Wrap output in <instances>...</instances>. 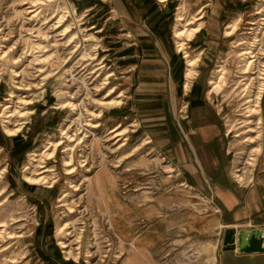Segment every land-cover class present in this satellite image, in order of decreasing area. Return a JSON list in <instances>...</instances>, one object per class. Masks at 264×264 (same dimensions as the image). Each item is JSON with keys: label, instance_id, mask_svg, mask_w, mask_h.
<instances>
[{"label": "rangeland", "instance_id": "1", "mask_svg": "<svg viewBox=\"0 0 264 264\" xmlns=\"http://www.w3.org/2000/svg\"><path fill=\"white\" fill-rule=\"evenodd\" d=\"M66 1L73 11L70 10L67 24H73V34L81 31V36H85L81 37L85 38V42H79L81 50L96 59L78 63L80 57H76L61 69V73L71 69L72 73H68L67 78L57 76L44 82V77L53 72L56 66L36 65L31 63L32 58H28V61H22L21 58L28 51L26 42L23 41L24 37L30 36L26 30L33 27L44 28L46 21L43 18L28 21L27 15L19 13L28 7L22 6V0H0V25L4 30L0 35V218L4 213V217L13 214L24 220L12 227L15 238L0 244V250H4L0 254V262L5 257L12 256L17 257L16 264H130L135 256L138 257L141 245L151 243L146 238H137L144 231L153 236H164L159 242L154 239L156 243L148 248L150 252H165L163 256L166 258L162 263L175 264L177 261L180 264L183 261L180 255L187 257L191 253L194 257H199L200 264L204 261L206 264H218L217 253L221 237L223 244V230H217L216 236L209 238L176 222L183 219L185 214L196 216L199 222L205 216L215 215L209 204L212 196L176 180L181 175L177 165L160 149L155 148L148 137L127 141L131 134H135L132 132L137 130L139 118L136 114L138 106L132 78L137 67L128 62L125 53L132 46L139 49V43L133 40V30L141 26L150 27L149 20H144L147 7L142 0ZM193 1L153 0L160 8L154 21L166 29L165 44L176 53L179 52L181 57L185 94L191 89L187 90L185 84L189 85L196 77L197 59L187 50L188 41L185 49L180 51L174 33L177 28L183 29L177 22L182 4L187 5L188 18L201 13L199 11L196 14L197 9L191 7ZM226 1L227 7L222 9V13L231 12L227 10L229 4L236 6L234 13L227 15L224 22L228 32L229 27L241 19L235 32L237 39L231 50L213 67L208 68L203 77L207 92L221 111L231 142V178L234 184L247 187L249 180L238 182L235 172L237 167H243L247 153L253 147L244 135L247 130L244 122L248 119L258 120L257 117L249 118L246 109L257 91L252 79L257 77L258 67L264 63L263 52L259 51L260 47L264 49V2ZM221 4L214 1L209 10L216 11L221 8ZM23 24L26 25L25 28H22ZM36 35L37 33L33 35L32 41H37ZM18 41L19 45L15 46ZM10 49L11 52L2 57ZM248 49H254L257 61L250 73L244 74L247 59L251 55L244 56L242 52ZM55 51L37 55L44 60ZM68 52L70 50L65 53ZM65 53L60 49L59 54L64 57ZM27 54L30 55V52ZM135 58L141 60L140 52L136 53ZM189 60L195 61L194 66L189 65ZM222 68L224 72L220 74L218 71ZM190 69L192 75L188 76ZM18 73L20 76H16ZM220 79L221 88H216ZM105 81L108 82L105 89L96 92ZM43 82L44 85L41 86ZM112 89L116 90L113 97L123 95V104L112 109H99L91 97L100 100ZM22 100L31 101V104H22ZM70 102L79 106L78 110L63 108ZM10 103L13 108L22 112H33L25 120L19 116L14 118L12 127L25 122L22 131L16 136H8L4 130V108ZM113 110H120L123 114L109 119L108 112ZM100 112H103L100 119L92 114ZM261 117L259 132L262 137L259 145L264 142V96ZM87 123L98 124L99 127L87 128ZM70 124L74 125V129L83 127L87 133L84 142L71 144L75 146L73 156L76 172L71 176L67 175V154L64 151L70 144L64 139L65 144L59 148L56 156L45 159L43 163L52 170L49 175L55 178L53 187L50 184L34 185L26 182V176L43 171L40 163L36 162L39 159L36 156L42 154L49 140L62 139L63 129ZM116 129L126 132L111 140L109 133ZM117 140L118 143H115ZM144 143L147 144L138 149V152L135 151ZM122 144L124 146L119 148ZM103 171H106L107 176H104L106 180L100 190L95 183ZM64 193L68 194L66 200L62 199ZM60 222H73L77 224L76 227L84 230L78 261L68 258L60 245L63 242L57 234ZM199 229L198 226L197 230ZM229 229L231 228L224 230L226 232ZM19 235L22 237L19 238Z\"/></svg>", "mask_w": 264, "mask_h": 264}, {"label": "crops", "instance_id": "2", "mask_svg": "<svg viewBox=\"0 0 264 264\" xmlns=\"http://www.w3.org/2000/svg\"><path fill=\"white\" fill-rule=\"evenodd\" d=\"M142 1L147 7L144 20H149L150 27L141 26L133 30V40L139 43V49L132 46L125 53L128 62L137 67L132 78L139 118V126L132 132L135 134H131L127 141L140 140L145 136L151 139L155 148L177 165L181 175L176 180L211 195L220 209V213L205 216L200 222L196 216L185 214L183 219L176 221L178 224L182 223L188 230L209 238H214L219 229L223 230L221 234L227 228L235 232L264 229V142L253 181L247 187L234 184L230 174L231 142L221 111L207 92L203 77L208 68L231 50L237 39L236 33L229 36L228 28L224 26L227 15L233 14L236 6L229 4L227 10L231 12L222 13V9L227 7L226 0L192 2L191 7L197 9L196 14L201 11L199 22L204 25L186 43L187 50L197 59V73L195 71L193 82L185 84L187 90L191 87L190 92L185 94L179 52L166 46V29L154 21L160 13L159 5L153 0ZM214 1L223 5L216 11H210ZM138 52L141 60L135 58ZM121 114L120 110L108 112L109 119L118 118ZM104 176H107L106 171L98 175L95 183L100 190L106 180ZM198 226L200 231L197 230ZM141 237L151 240V243H143L138 250V257L135 256L130 264H168L161 262L166 258L163 256L164 251L148 250L156 243L154 239L159 242L164 236H153L143 231L137 238ZM217 256L218 264H264V254L242 255L238 250H224L222 237Z\"/></svg>", "mask_w": 264, "mask_h": 264}, {"label": "bare ground", "instance_id": "3", "mask_svg": "<svg viewBox=\"0 0 264 264\" xmlns=\"http://www.w3.org/2000/svg\"><path fill=\"white\" fill-rule=\"evenodd\" d=\"M166 1L167 0H161V2H166ZM21 4L22 6H28V7L26 9L24 8L23 11L21 12L18 11V12L22 13L23 15H27V17L29 18L28 21H38V19L43 18L46 21L44 24H47L44 28L39 27L35 29V27H33V28L26 30L28 33H30L29 34L30 36L24 37L23 41L26 42L28 51L23 53V58H21L22 61L24 60L28 61L29 60L28 58H32L31 63H35L36 65L50 64L52 67L56 66L53 72H50L47 76H45L42 81L45 82L57 76L58 78H62V77L67 78L66 75H68V73H72L71 69L63 73H61L62 72L61 69L64 65H67L71 61H73V59H75L76 57L77 58L80 57L78 59V63H81V62L83 63V61L87 62L90 60L93 61L94 59H96L95 56L87 54L86 52H83L81 50V45H79V42L80 43L85 42V38L84 39L81 38V37H85L83 35L81 36V31L73 34V28H72L73 24H67L68 17L69 15H71V11H72L68 1L66 0H22ZM186 6H187L186 4L181 5L179 9V13H178V19H177L179 26H183V29L177 28L175 29V33H174V36L177 42V47L180 49V51H183L185 49L186 41L192 40L194 36L202 28V24L201 22H199L201 20L200 18L202 17V13H200L197 16L190 15L188 18L186 15ZM191 16L194 18H192ZM240 22H241V19H239L231 27H229L230 31L227 33L229 36L233 35L237 31ZM25 26L26 25L23 24L22 28H25ZM2 29H3V26L0 25V35H2L4 31ZM35 33H37V35L35 36V38H37V41H32L33 35ZM79 34H80V37H79ZM76 39L78 40H77V44L75 45ZM257 41L259 40H256V42ZM16 45L17 46L19 45V41L15 43V46ZM72 47H74V49ZM260 48L261 49L259 51H262L264 55V49L262 47ZM60 49H62L64 53L67 52L68 50H70V52L65 53L66 56L63 57L61 55L62 53L59 54ZM52 50L54 51L56 50L55 53L49 55L44 60H42V58L37 55V54L51 53ZM253 50L250 51V49H248L242 52L244 56L251 55V57L247 59V65H246L244 74H249L257 61L256 59L257 57L254 53L255 51L253 52ZM9 52H11V49L8 52L4 53L2 57H5L6 55H8ZM28 52H30V55L27 54ZM186 57L188 58L187 54H186ZM194 64H195L194 60H189V65L191 67L194 66ZM258 68H259L257 72L258 74L252 71L253 74L257 75V77L252 79V81L254 80L255 82L252 84L255 85V88L257 91L254 94L255 96H253V99L248 103L249 106L246 109L247 110L246 114L249 115L248 116L249 118L257 117L258 120L255 121L253 119L252 120L248 119L246 120V122H244L246 124L245 127L247 128L244 135H246L247 137L246 138L247 142L253 145V147H250V150L247 153V158L245 162L243 163V167H240V168L237 167V170L235 172V178L238 182H244L246 181V179L249 180L248 182H252L254 167L256 166L258 157L262 153V144L259 145L258 142H260L261 137H262L261 132H259V129H260L259 126L261 125V122H262L261 102L264 96V63H262ZM98 70H101V68ZM39 71L42 73L44 72V70H39ZM218 72H220V74H223L224 69L222 68ZM190 75H192V70L189 72L188 76ZM16 76H20L19 73L16 74ZM108 77L105 79L106 81L108 80ZM221 79H220V82L217 83L216 88H221ZM106 81L96 90V92H100L102 89H105V85L108 84V82ZM44 82L41 86L44 85ZM37 87L39 89H42L40 85H37ZM115 91H116L115 89H112L111 91H109V93L105 97H103L100 100H95L94 97H91V99L95 102V104H98L99 109L116 108L123 104V99H122L123 95L120 94L117 97H113V95L115 94ZM21 103L25 105H29L31 104V101L28 102L26 100H22ZM68 107L71 108L72 111H76L78 110L79 106H77L75 103H72V102H70L66 107L63 106L64 109ZM102 113L103 112H100L99 114H94V113L92 114L94 115L95 118L100 119L102 117ZM31 114H33V112H29V111L22 112L20 110L13 108L11 106V103L8 104L4 108V114H3V116L5 117V121H4L5 133L8 136L18 135L22 131V128L25 122H20L19 124H16L15 126L12 127V122L14 121V118L16 116H19V118L24 119ZM85 127L87 128L93 127L95 129V128H98L99 125L98 124L90 125L89 123H87ZM62 132H63L61 136L62 139L56 140V141H54L53 139L49 140L46 146L44 147V151L42 152V154L36 156L37 158H39L38 160H36V162L40 163L41 165L40 168L43 169V171L36 173V175L31 174V175L26 176L25 177L26 182L30 184H34V185L50 184V186L53 187V185L55 184V180H54L55 178L49 175L52 173V170L49 169L48 167H45L43 163L45 159L49 160L56 156L59 148L65 144L64 139L70 144L65 148V151H64L67 154V158L65 161L67 175L71 176L76 172V167L74 165V156H73L75 146H71V144L77 143V142L78 144H80L84 142V139L87 138L86 130H84L83 127H80V128L78 127L74 129V125L70 124L68 125V127L66 126V128L63 129ZM125 132L126 130L119 131L118 129H116V130H112L109 134H110L111 140H115L116 138L123 136ZM256 134L257 136H255ZM237 137H240V135H238ZM115 143H118V140ZM146 144L147 143H144L140 147L136 148L135 151H137L138 149H140ZM122 146L124 145L122 144L119 148H121ZM1 179H2V176H0V180ZM73 187L76 189V186H73ZM77 190H78V187H77ZM67 197H68V194L64 193L62 195L63 200ZM22 221L24 220L20 219L19 217H15L13 214L7 217H4V213H3L2 217L0 218V244L3 242H6L7 239L15 238L14 237L15 233H13L12 227L19 225ZM76 226L77 224L73 222L71 223L60 222L58 229H57V234L61 238V240H63V242H61L60 245L65 250L66 256L70 259L73 258L74 260L78 261L81 255L80 249H81V243H82L84 230L82 227L79 228ZM20 237H22V235H19V238ZM94 245L96 246V244ZM74 246H77V247H74ZM1 248L2 247H0V249ZM3 251L0 250V254H2ZM4 256L5 255H1V257H4ZM17 261H18L17 257H12V256L10 258L5 257V259H3V261L0 262V264H16Z\"/></svg>", "mask_w": 264, "mask_h": 264}, {"label": "water", "instance_id": "4", "mask_svg": "<svg viewBox=\"0 0 264 264\" xmlns=\"http://www.w3.org/2000/svg\"><path fill=\"white\" fill-rule=\"evenodd\" d=\"M226 251L238 250L240 254H264V229L227 230L223 238Z\"/></svg>", "mask_w": 264, "mask_h": 264}, {"label": "built area", "instance_id": "5", "mask_svg": "<svg viewBox=\"0 0 264 264\" xmlns=\"http://www.w3.org/2000/svg\"><path fill=\"white\" fill-rule=\"evenodd\" d=\"M207 199V198H206ZM209 204L211 205V210L215 213H220V209L218 208V206L215 204V202L213 201V199L211 198V200L209 201ZM188 255V253H187ZM180 258L183 260L181 261L180 264H200L201 262H199V257H194V254H189L187 257L180 255ZM207 262L204 261L203 264H206ZM174 264V263H171ZM175 264H178V262L176 261Z\"/></svg>", "mask_w": 264, "mask_h": 264}, {"label": "trees", "instance_id": "6", "mask_svg": "<svg viewBox=\"0 0 264 264\" xmlns=\"http://www.w3.org/2000/svg\"><path fill=\"white\" fill-rule=\"evenodd\" d=\"M69 264V263H68ZM71 264V263H70ZM73 264V263H72Z\"/></svg>", "mask_w": 264, "mask_h": 264}]
</instances>
